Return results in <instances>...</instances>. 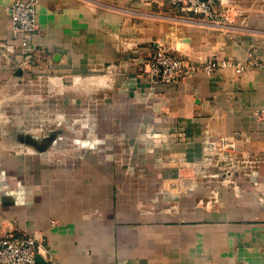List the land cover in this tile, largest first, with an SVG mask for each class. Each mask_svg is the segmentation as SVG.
<instances>
[{
	"label": "crops",
	"instance_id": "crops-1",
	"mask_svg": "<svg viewBox=\"0 0 264 264\" xmlns=\"http://www.w3.org/2000/svg\"><path fill=\"white\" fill-rule=\"evenodd\" d=\"M16 1L0 0V95L31 74L112 69L118 81L91 93L105 95L92 107L103 115L85 120L80 166L0 148V235L35 236L54 264H264L263 36L227 23L225 0L213 25L166 0H38L22 67ZM161 41L198 69L165 85L138 71ZM224 60L234 66L207 71Z\"/></svg>",
	"mask_w": 264,
	"mask_h": 264
},
{
	"label": "rangeland",
	"instance_id": "rangeland-1",
	"mask_svg": "<svg viewBox=\"0 0 264 264\" xmlns=\"http://www.w3.org/2000/svg\"><path fill=\"white\" fill-rule=\"evenodd\" d=\"M215 6L217 5L213 0ZM226 8L233 5L235 18L227 23L237 25L240 30H250L264 38V26L259 27L261 20H264V0H225ZM185 12V11H184ZM196 23L201 18L209 19L213 25L217 18H204L195 16ZM198 18V19H197ZM191 21V20H190ZM259 27V28H258ZM176 56L188 62V74L181 75V71L174 77L166 70L167 59ZM188 56L174 54L165 41L157 43L151 51V56L138 67V71L144 73L148 78L159 84H169L185 78L198 67L189 64ZM207 71L213 72L214 67L207 64ZM178 72V71H176ZM115 70L106 69L103 71L86 74L80 78H67L58 80L54 76H36L24 78L23 81L10 82L5 80L1 84L9 87V93L0 95V148L10 152L29 153L32 157H42L46 162L60 168L73 169L80 166L81 157L86 154L89 148L88 135L91 130L85 120H100L103 115L101 111L93 110V106L101 104L105 98L104 94H91L95 88L100 90L114 86L117 78ZM3 86V85H2ZM16 87L18 89H16ZM94 88V89H93ZM78 121V127L74 133L79 141L78 145L71 142L70 121ZM72 134V135H74ZM96 134V132H95ZM100 139L103 137L98 135ZM87 137V138H86ZM213 138L207 140L210 146L208 151H217L213 144ZM85 142H88L87 145ZM207 145V146H208ZM198 163L197 160H195ZM210 166H228L233 163L229 157L219 159L218 155L208 160ZM4 160L0 159V165ZM183 178V175H180ZM181 178V180H182ZM214 179L216 176H205L204 179ZM205 181V182H206ZM228 182V180H227Z\"/></svg>",
	"mask_w": 264,
	"mask_h": 264
},
{
	"label": "built area",
	"instance_id": "built-area-1",
	"mask_svg": "<svg viewBox=\"0 0 264 264\" xmlns=\"http://www.w3.org/2000/svg\"><path fill=\"white\" fill-rule=\"evenodd\" d=\"M181 7L182 11L192 13L195 16L204 18H217L215 4L213 0H166ZM221 2H224L221 0ZM38 0H18L9 6L11 12V22L15 39L19 44L20 66L26 67L29 63L32 51V38L38 29L37 23ZM218 19V18H217ZM12 49V46H9ZM23 60V61H22ZM166 70L171 77L176 76L181 71V75L188 74L187 62L176 56L167 59ZM234 66L230 60L221 63L210 62L209 66L214 68ZM178 71V72H176ZM264 118V108L262 109ZM41 257L47 264H54V257L50 248L35 236L24 234L18 235L15 232H8L0 235V264H43L37 260Z\"/></svg>",
	"mask_w": 264,
	"mask_h": 264
},
{
	"label": "water",
	"instance_id": "water-1",
	"mask_svg": "<svg viewBox=\"0 0 264 264\" xmlns=\"http://www.w3.org/2000/svg\"><path fill=\"white\" fill-rule=\"evenodd\" d=\"M17 75H22L23 74V71L20 69L17 71L16 73ZM37 260L43 264H47L41 257H37Z\"/></svg>",
	"mask_w": 264,
	"mask_h": 264
}]
</instances>
